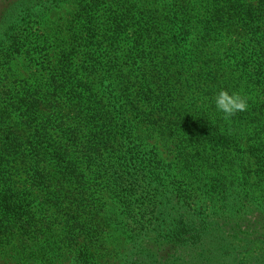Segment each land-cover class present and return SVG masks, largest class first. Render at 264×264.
I'll return each mask as SVG.
<instances>
[{
    "label": "trees",
    "instance_id": "1",
    "mask_svg": "<svg viewBox=\"0 0 264 264\" xmlns=\"http://www.w3.org/2000/svg\"><path fill=\"white\" fill-rule=\"evenodd\" d=\"M56 1L0 5L1 69L32 53L37 44L31 48V33L22 31ZM138 1H120L116 10L84 3L72 41L57 44L56 55L45 52L47 72L0 94V264H55L64 248L74 252L69 264L93 261L102 190L132 197L135 219L136 212L148 216L153 227L145 233L154 230L153 240L167 248L153 251L142 237L124 264H264V232L248 230L257 213L244 209L250 185L224 193L217 205V188L201 186L211 156L188 151L181 138L186 134L196 147L207 139L225 152L246 125H264V0H175L173 10ZM105 36L116 40V55H98ZM124 36L132 37L135 52L152 56L123 61L117 41L122 46ZM165 47L175 52L167 57ZM189 89L196 93L191 102ZM221 89L246 97L247 110L223 119L214 104ZM205 102L211 107L197 106ZM258 131L264 134V126ZM152 135L176 142L177 169L146 142ZM177 174L198 192L170 184L182 215L164 199ZM204 203L207 208L199 206Z\"/></svg>",
    "mask_w": 264,
    "mask_h": 264
},
{
    "label": "rangeland",
    "instance_id": "2",
    "mask_svg": "<svg viewBox=\"0 0 264 264\" xmlns=\"http://www.w3.org/2000/svg\"><path fill=\"white\" fill-rule=\"evenodd\" d=\"M10 1L13 0H0V5L3 6V10L9 9L8 2ZM91 1L92 0H57L50 9L44 10L41 15H38L35 21L30 23L29 27L22 31V33L25 31L23 35L31 33L30 37H28L29 46L31 48L35 44H37V46L35 49H29V52H32L30 55L24 53H22L23 55H17L5 65L4 69L0 68V94L6 88L11 87L13 83L21 82L23 80L32 81L36 76L40 77V73L47 72V66H45L47 54H45V52L50 51L52 54L56 55L57 44L72 41L71 35L72 30L76 28L74 23L76 21L77 12L81 9L84 3H91ZM120 1L124 0H97L96 4L100 9L108 8L116 10ZM142 1H148L146 4L148 7L154 5L159 10H173L175 8V0ZM139 3L140 2L138 1L137 4ZM1 17L2 16H0V19ZM162 17H164V15H162ZM21 25H23V23ZM59 35H61V37H58ZM105 38L107 41L104 42V47L98 52V55L102 57L106 56L108 50H112V54L116 55V40H113L110 43L107 36H105ZM44 39H47L48 41L46 44L44 43ZM121 40L123 44L120 46L117 41V50L118 53L123 56V61H126L127 59L125 56H130V54L133 55L139 53L146 55L149 54L147 55L149 57L152 56V53L148 50H146L147 53L145 51L135 52L131 47L132 45H129L131 41L133 43L132 37L124 36ZM239 42H241V40H239ZM39 43L41 47L38 45ZM42 44L44 45L43 47ZM83 51H85V49H83L82 52ZM174 52L175 50L173 48L165 47L163 54L170 57ZM195 94L194 91L189 89L185 94V101H193ZM197 106L206 110L211 107V103L205 102L204 105ZM2 107L3 98H0V112L2 111ZM1 126L0 123V127ZM262 126L264 125L259 123L246 125L244 127L245 134L235 141V144L237 145L234 144L233 146L232 143H230V148L225 152L222 150H215L212 145L210 146V144H206L208 141L207 139H201V144L196 147L190 145L191 140L189 141L188 138H186L188 137L186 134L181 136L182 140L186 141V144L188 145V151L195 153L198 148L200 151H204L211 156L205 163V166L202 167L205 174L201 186L209 183L212 184L214 188H217L212 194V199L213 201H217V205H222V198L225 196L224 193L227 192L228 194L233 188L236 190H241V188L244 189L245 184L250 185L251 192L244 209L254 210V212L257 213L250 219V226L248 227V230L253 232L256 231V233L264 232V212L259 210V208H264V134L263 132L259 133L258 131L259 128L262 129ZM146 142L156 147L160 157L165 160L169 168L177 169V164L174 160V156L178 151L176 142L172 140L163 142L155 135L148 137ZM221 158L223 159L222 161ZM215 159L218 160V162L215 163L218 168L211 166L214 164L213 162ZM224 160H231L230 165H224L221 163L224 162ZM183 176H185V174H177V176H174V178H172L173 181L168 183L170 187L169 191L164 194V199L167 200L169 209L176 210L179 214H181V210L184 206L180 203L177 191L174 190L170 184L180 186L181 189L186 190L188 195H192V191L198 193L195 190V186L190 184V181ZM90 178L91 176H89V182L91 180ZM223 184L230 187L225 192L224 189L222 190ZM102 185L103 184H100V186ZM170 189H172L174 193L170 192ZM113 194V196L110 195L106 190H102L97 194L99 199L97 205L101 208V211L98 214L100 222L99 241L90 250V253L93 256V261L87 260L86 263L83 264H124L129 261L131 257L133 251L132 247L134 244L140 242V238L142 237L144 247L146 246L153 251H164L167 249H161L165 244L159 247L156 241L153 240V238L157 236L154 230L145 233V231H148V229L153 227L148 216L143 217L141 212H136L135 216L139 219H135L132 204L131 202H128V200H132L133 198L130 197L124 199L119 195L116 197V191ZM227 200L231 202L233 201V199L229 197ZM256 205L258 206V210ZM199 206L201 208H207L206 203L200 204ZM258 214L262 216V218L257 217ZM55 238L57 237H54V239ZM72 253L74 252H72L70 248H64V250H62L63 258L55 264H69L72 258H74ZM77 254L78 253H76L75 256ZM157 255L160 256L159 253H157ZM138 259L139 257H137V260ZM0 263H2V261H0ZM38 264L46 263L38 262ZM134 264L140 263L137 261Z\"/></svg>",
    "mask_w": 264,
    "mask_h": 264
},
{
    "label": "clouds",
    "instance_id": "3",
    "mask_svg": "<svg viewBox=\"0 0 264 264\" xmlns=\"http://www.w3.org/2000/svg\"><path fill=\"white\" fill-rule=\"evenodd\" d=\"M215 108L223 114V119L229 120L236 115L237 112L247 110V98L239 93H229L227 90L221 89L215 96Z\"/></svg>",
    "mask_w": 264,
    "mask_h": 264
}]
</instances>
